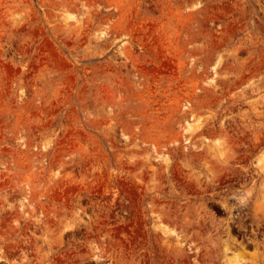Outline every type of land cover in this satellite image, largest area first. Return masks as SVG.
<instances>
[{
  "label": "rangeland",
  "instance_id": "1",
  "mask_svg": "<svg viewBox=\"0 0 264 264\" xmlns=\"http://www.w3.org/2000/svg\"><path fill=\"white\" fill-rule=\"evenodd\" d=\"M0 264H264V0H0Z\"/></svg>",
  "mask_w": 264,
  "mask_h": 264
}]
</instances>
